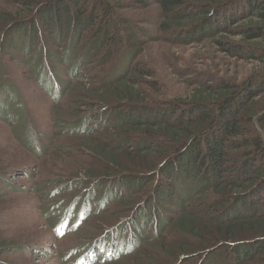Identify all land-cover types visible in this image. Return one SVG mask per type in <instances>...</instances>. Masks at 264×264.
<instances>
[{"label": "trees", "instance_id": "trees-1", "mask_svg": "<svg viewBox=\"0 0 264 264\" xmlns=\"http://www.w3.org/2000/svg\"><path fill=\"white\" fill-rule=\"evenodd\" d=\"M152 1L155 33L121 13ZM4 4L0 120L24 125L33 151L47 154L49 145L34 148L28 96L11 79L13 62L26 64L55 105L69 94L75 100L70 111H56L58 134L80 142L76 149L96 166L73 174L84 181L52 182V196L62 197L48 213L59 218L57 233L113 213L81 234L85 244L70 264L130 257L132 264H264V0ZM159 40L207 41L250 67L244 78L202 72L178 97H166L143 55ZM9 173L0 167V198L17 190ZM13 250L0 243V253Z\"/></svg>", "mask_w": 264, "mask_h": 264}, {"label": "rangeland", "instance_id": "rangeland-1", "mask_svg": "<svg viewBox=\"0 0 264 264\" xmlns=\"http://www.w3.org/2000/svg\"><path fill=\"white\" fill-rule=\"evenodd\" d=\"M5 2L0 0V9L8 7ZM157 8L158 5L152 1L148 9H125L121 13L128 18H141L143 26L155 33L157 25L150 23V20L152 17L153 20L159 18L156 15ZM215 46L207 41L170 44L159 40L147 43L143 55L148 64L157 70L164 96L178 97L192 83L200 80L198 77L202 72L204 75L211 72L231 78L245 77L250 65L244 60L230 57ZM12 73L14 84L20 86L28 96L27 109L31 117L32 143L36 152L40 153V150H45V146H49L45 156H38L25 139L24 125L0 120V167L10 171V181L17 188L11 191L5 187L7 195L0 198V243L7 241L8 245L11 243L19 248L0 253V264H70L76 249L85 244L86 239L81 234L87 230L92 232V225L98 219L111 217L113 213L92 219L77 233H57L59 218L56 214L48 213L62 197L52 196L51 190L55 188L51 186L52 182L74 178L84 181L83 176L73 177V174H78L79 167L96 166L86 152L76 149L80 142L76 143L74 137L65 133L58 134L63 123L56 125V111H70V105L75 103L72 96L66 95L60 106H57L42 86L36 84V77L30 73L26 64L13 62ZM61 76H66L63 70ZM88 76L85 73L80 78L87 87L92 84V78ZM133 258L107 264H132Z\"/></svg>", "mask_w": 264, "mask_h": 264}]
</instances>
